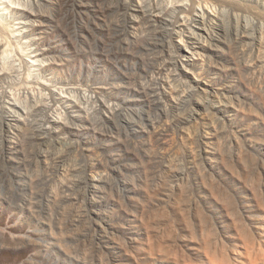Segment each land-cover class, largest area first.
Segmentation results:
<instances>
[{
    "label": "rangeland",
    "instance_id": "rangeland-1",
    "mask_svg": "<svg viewBox=\"0 0 264 264\" xmlns=\"http://www.w3.org/2000/svg\"><path fill=\"white\" fill-rule=\"evenodd\" d=\"M263 202L264 0H0V264H264Z\"/></svg>",
    "mask_w": 264,
    "mask_h": 264
},
{
    "label": "bare ground",
    "instance_id": "bare-ground-1",
    "mask_svg": "<svg viewBox=\"0 0 264 264\" xmlns=\"http://www.w3.org/2000/svg\"><path fill=\"white\" fill-rule=\"evenodd\" d=\"M178 155L180 156V151L178 152ZM178 169V168H177ZM226 197V196H225ZM228 197V196H227ZM226 199V198H225ZM229 199V198H228ZM228 199H227V201H226V203L228 204V206L230 205L231 206V201H230V199H229V201H228ZM262 199H263V197H262ZM264 203V202H263ZM234 205V204H233ZM232 205V206H233ZM229 209H230V207H229ZM233 211V210H232ZM70 211H67V212H65V214H64V216L62 217V222H64L63 224L65 225L66 223H67V221H68V219H69V217H70ZM173 225V226H172ZM169 227H170V229H169V231L168 232H165V233H162V230H160L159 232H158V234H161V239H164V240H166V241H169V242H171V244H168V246H166V247H164L162 244L163 243H160V244H158L157 246H155V249H157V248H160V250L159 251H161V252H172L173 251V248H174V246L175 245H173V239L175 238L173 235H174V229H175V224H174V221H170L169 222ZM204 228V227H203ZM64 229H66V231L68 232V228L66 227V226H64V228H61L60 229V234L59 233H54L55 234V237H54V239L56 238L57 240H59V242H60V246L65 250V252H67L68 254L71 252L72 254H73V252H75V250L72 248V247H74V245L73 246H71V244H72V241L70 240L72 237H74L75 238V240H77V241H74V243L75 242H78V245H79V242L81 241L80 240V237L78 238V236H70L69 234H67V236H66V238L64 239V237H63V233H66L65 231H63ZM205 229V228H204ZM7 236V235H6ZM57 242V241H56ZM73 243V244H74ZM82 243V242H81ZM166 243V242H165ZM75 244H77V243H75ZM83 244V243H82ZM85 245V244H84ZM58 246V245H57ZM81 246V245H80ZM82 247H84V246H82ZM78 249H80V251H81V248L80 247H78ZM78 251V250H77ZM180 253V252H179ZM184 253V252H183ZM83 254H87V250H86V248H84V251H83ZM92 254H93V252H92ZM143 254H145L146 255V253L143 251ZM178 256H179V254H178ZM176 257H177V255H176ZM180 258H182V256L180 257H177V258H168L167 257V259L168 260H165V259H163V260H165L166 262H168V261H174V260H176V261H181V262H183L184 263V260H183V258H185V256L182 258V259H180ZM257 259H259V258H257ZM159 259H157L156 261H155V263L158 261ZM263 260V259H262ZM218 261V260H217ZM171 262V263H172ZM257 262V261H256ZM102 264V263H101ZM143 264H146V261H144L143 262ZM178 264V263H177Z\"/></svg>",
    "mask_w": 264,
    "mask_h": 264
}]
</instances>
